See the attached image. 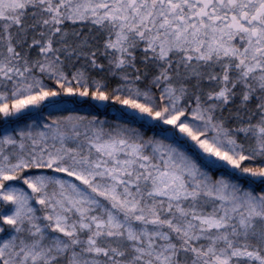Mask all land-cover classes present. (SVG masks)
Instances as JSON below:
<instances>
[{
	"label": "snow or ice",
	"instance_id": "snow-or-ice-1",
	"mask_svg": "<svg viewBox=\"0 0 264 264\" xmlns=\"http://www.w3.org/2000/svg\"><path fill=\"white\" fill-rule=\"evenodd\" d=\"M0 264H264V0H0Z\"/></svg>",
	"mask_w": 264,
	"mask_h": 264
}]
</instances>
